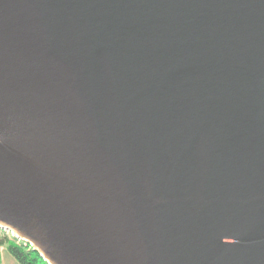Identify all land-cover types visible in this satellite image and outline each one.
I'll list each match as a JSON object with an SVG mask.
<instances>
[{
	"label": "water",
	"instance_id": "obj_1",
	"mask_svg": "<svg viewBox=\"0 0 264 264\" xmlns=\"http://www.w3.org/2000/svg\"><path fill=\"white\" fill-rule=\"evenodd\" d=\"M0 225L48 264H264V0H0Z\"/></svg>",
	"mask_w": 264,
	"mask_h": 264
},
{
	"label": "trees",
	"instance_id": "obj_2",
	"mask_svg": "<svg viewBox=\"0 0 264 264\" xmlns=\"http://www.w3.org/2000/svg\"><path fill=\"white\" fill-rule=\"evenodd\" d=\"M1 245H5L21 264H48L39 252L34 250L29 244L18 242L15 238L9 237L5 233H0Z\"/></svg>",
	"mask_w": 264,
	"mask_h": 264
},
{
	"label": "crops",
	"instance_id": "obj_3",
	"mask_svg": "<svg viewBox=\"0 0 264 264\" xmlns=\"http://www.w3.org/2000/svg\"><path fill=\"white\" fill-rule=\"evenodd\" d=\"M0 261L1 264H21L5 245L0 246Z\"/></svg>",
	"mask_w": 264,
	"mask_h": 264
},
{
	"label": "built area",
	"instance_id": "obj_4",
	"mask_svg": "<svg viewBox=\"0 0 264 264\" xmlns=\"http://www.w3.org/2000/svg\"><path fill=\"white\" fill-rule=\"evenodd\" d=\"M5 230L6 232H8V233H11V235L13 236L12 238H15L18 242H24V243H26V244H29L32 248H33V246L29 243V242H27L26 240H24V239H22L21 237H19V236H17L13 231H11V230H7V229H5L3 226H1L0 225V230Z\"/></svg>",
	"mask_w": 264,
	"mask_h": 264
},
{
	"label": "rangeland",
	"instance_id": "obj_5",
	"mask_svg": "<svg viewBox=\"0 0 264 264\" xmlns=\"http://www.w3.org/2000/svg\"><path fill=\"white\" fill-rule=\"evenodd\" d=\"M0 233H1V234H2V233H3V234L5 233V234L8 235L9 237H13V236L11 235V233H8V232H6L5 230H2V229L0 230Z\"/></svg>",
	"mask_w": 264,
	"mask_h": 264
}]
</instances>
